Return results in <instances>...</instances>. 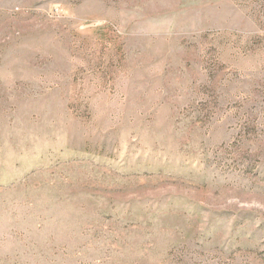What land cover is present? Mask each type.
Listing matches in <instances>:
<instances>
[{
    "label": "rangeland",
    "instance_id": "obj_1",
    "mask_svg": "<svg viewBox=\"0 0 264 264\" xmlns=\"http://www.w3.org/2000/svg\"><path fill=\"white\" fill-rule=\"evenodd\" d=\"M0 264H264V0H0Z\"/></svg>",
    "mask_w": 264,
    "mask_h": 264
}]
</instances>
